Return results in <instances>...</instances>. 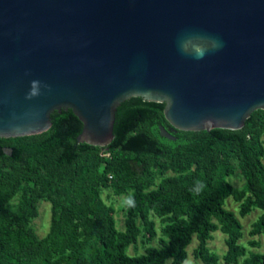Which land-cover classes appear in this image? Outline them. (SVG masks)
Returning a JSON list of instances; mask_svg holds the SVG:
<instances>
[{
  "label": "trees",
  "instance_id": "16d2710c",
  "mask_svg": "<svg viewBox=\"0 0 264 264\" xmlns=\"http://www.w3.org/2000/svg\"><path fill=\"white\" fill-rule=\"evenodd\" d=\"M164 102L132 96L116 111L114 138L107 146L78 142L83 123L72 109L55 110L45 131L0 137V264H184L194 238L196 259L205 264H264V109L240 129L180 130ZM245 182L235 186L231 177ZM126 195L124 229L104 190ZM239 213L259 210L248 243ZM51 204L48 233L34 220L40 202ZM161 224L159 245L157 220ZM223 232L227 250L209 241ZM144 252L131 254L139 241ZM251 247V248H250Z\"/></svg>",
  "mask_w": 264,
  "mask_h": 264
},
{
  "label": "water",
  "instance_id": "95a60500",
  "mask_svg": "<svg viewBox=\"0 0 264 264\" xmlns=\"http://www.w3.org/2000/svg\"><path fill=\"white\" fill-rule=\"evenodd\" d=\"M132 96L165 103L169 139L242 128L264 109V0H0V137L72 109L104 147Z\"/></svg>",
  "mask_w": 264,
  "mask_h": 264
},
{
  "label": "rangeland",
  "instance_id": "374dc122",
  "mask_svg": "<svg viewBox=\"0 0 264 264\" xmlns=\"http://www.w3.org/2000/svg\"><path fill=\"white\" fill-rule=\"evenodd\" d=\"M232 183L237 186V187H242L244 185V178L240 174L232 176L231 177ZM102 196L104 200L108 204H112L115 209V218H116V226L119 229H124L125 224V206L127 203V198L126 195H116L112 190H104L102 192ZM226 206L234 210L235 213L239 216L241 219V222L243 223L244 226V238L242 241L245 243H248V241L253 238L249 235V230L251 229L252 222L257 218L259 214V210H254L250 214H248L245 217H242L239 213V203L236 202L232 197L228 198L226 202ZM157 220V228H158V235L157 237L150 243L151 245H159V237L161 235V224L159 222L158 218H155ZM50 222H51V204L47 201H41L40 202V214L37 218L34 220V226L37 230V234L39 236H44L48 233L50 229ZM225 237L226 235L221 232L220 230L215 231L213 233V238L209 241L210 247L218 252L219 254H223L227 250V245L225 242ZM255 238L261 239L262 240V246L257 248V247H252L254 250H263L264 249V238L261 236H256ZM197 244V239L194 238L193 243L189 246L188 248V258L184 262V264H205L199 259H196L193 255V249L195 248ZM251 248V247H250ZM146 249V244L142 242L141 240L136 244L132 245L129 248V253L135 254V253H141L144 252ZM167 264H170V261L167 262ZM226 264V263H224Z\"/></svg>",
  "mask_w": 264,
  "mask_h": 264
}]
</instances>
